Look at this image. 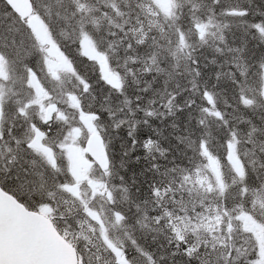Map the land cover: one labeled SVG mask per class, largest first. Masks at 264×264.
<instances>
[{
	"label": "snow or ice",
	"instance_id": "snow-or-ice-1",
	"mask_svg": "<svg viewBox=\"0 0 264 264\" xmlns=\"http://www.w3.org/2000/svg\"><path fill=\"white\" fill-rule=\"evenodd\" d=\"M28 3L0 37V191L21 193L70 264H264L247 226L264 227V51L225 35L250 7L67 0L57 31L59 12ZM249 27L264 48V20ZM130 155L151 161L145 180Z\"/></svg>",
	"mask_w": 264,
	"mask_h": 264
},
{
	"label": "water",
	"instance_id": "water-1",
	"mask_svg": "<svg viewBox=\"0 0 264 264\" xmlns=\"http://www.w3.org/2000/svg\"><path fill=\"white\" fill-rule=\"evenodd\" d=\"M16 13L26 15L28 0H13ZM43 220L12 196L0 191V264H70L67 256L49 243Z\"/></svg>",
	"mask_w": 264,
	"mask_h": 264
},
{
	"label": "trees",
	"instance_id": "trees-1",
	"mask_svg": "<svg viewBox=\"0 0 264 264\" xmlns=\"http://www.w3.org/2000/svg\"><path fill=\"white\" fill-rule=\"evenodd\" d=\"M0 1L2 2V0H0ZM40 2L42 4H44L45 6L50 7L54 14L57 12L60 13L59 17L53 15L51 23L53 25L54 30L59 31V30L63 29L64 31H69L68 24L74 23V21H71V20L65 21L64 19H62V17H64L65 15L68 14L65 11V9L68 7L67 0H64V4H57L56 0H40ZM89 2H90V6H93V5H91V0H89ZM104 2H105V0H101V3L99 5H95V7H100L103 10ZM116 2L120 3V0H116ZM180 2H181V0H177V3H180ZM225 2L228 3V2H230V0H225ZM194 3L199 4L200 0H194ZM258 4H259V0H252L250 5L248 3V0H239L238 6L250 7V15L242 18L247 23L242 25L241 24V18L229 17L228 19L231 20L237 26L232 29L231 33L225 32V35L227 36L230 44L234 43L235 46H242L244 44V42L246 41L248 53L249 54H255V55H259L262 51H264V48L257 47V44L260 40L259 34L249 27V25L251 23H255L257 20H264V17L258 16L256 14ZM0 14L7 19L8 24L11 23L12 19H14V24L11 23V25H12V26H10L11 28H15V27L20 26L17 17L11 12V10H9V8L5 4L3 6V11L2 12L0 11ZM93 14L97 16L101 25H103L105 23V21L102 19V11L97 12V13H93ZM99 35L103 36L104 35L103 31H101L99 33ZM233 37H234V39H233ZM10 38L11 37H9L8 39L10 40ZM69 46H70V50H71L73 56L75 57V48H74V46L71 45L70 41H69ZM76 62H77V66L79 67L80 71L84 75L88 76V75H91L93 73L94 69L87 62H81L78 57H76ZM228 99L230 102H232L230 95L228 96ZM221 103H222V101H221ZM262 112H264V110L258 111L256 113V116L259 117V115H261ZM157 123L159 124V126L161 128H166L165 123H161L159 121ZM171 131H172L171 129H166L165 135H167ZM178 134H182V133H178ZM163 147H169L168 143L164 142ZM138 149H139V146H138ZM115 151H116V154L118 156L119 152H120L119 147H117ZM173 154H176L174 150H173ZM126 159H127L128 165H129V171L127 172V176L131 177L133 172H135L137 175L138 181L145 180V177L140 176V171L143 168L149 167L151 164V161L150 160H144L142 158L139 162H137V161H135L133 155H130ZM169 159H171V156H169ZM160 163L163 164V163H166V161H160ZM148 178H151L150 174H149ZM9 191H11V190L9 189ZM257 210L264 212V209H260L259 205L257 206ZM252 235L254 236L253 233H252ZM256 243L259 244L257 239H256ZM249 245L251 246V241H249Z\"/></svg>",
	"mask_w": 264,
	"mask_h": 264
},
{
	"label": "rangeland",
	"instance_id": "rangeland-1",
	"mask_svg": "<svg viewBox=\"0 0 264 264\" xmlns=\"http://www.w3.org/2000/svg\"><path fill=\"white\" fill-rule=\"evenodd\" d=\"M170 2L171 0H159V3L162 6L168 5ZM10 26H12L11 23L8 24L7 19L0 14V35L3 32V36H5V38L11 37V35H13V32L9 31V29L11 28ZM247 226L249 231H252L256 235L261 245H264V228L259 226L254 220L249 221L247 223Z\"/></svg>",
	"mask_w": 264,
	"mask_h": 264
},
{
	"label": "bare ground",
	"instance_id": "bare-ground-1",
	"mask_svg": "<svg viewBox=\"0 0 264 264\" xmlns=\"http://www.w3.org/2000/svg\"><path fill=\"white\" fill-rule=\"evenodd\" d=\"M11 23L14 24V19L11 20ZM9 188L12 190L13 187L11 185H9Z\"/></svg>",
	"mask_w": 264,
	"mask_h": 264
}]
</instances>
